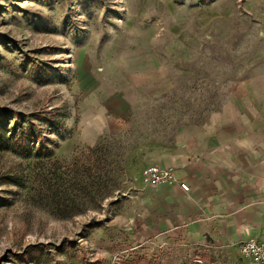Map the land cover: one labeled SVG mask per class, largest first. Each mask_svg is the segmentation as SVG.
<instances>
[{
    "label": "rangeland",
    "instance_id": "1",
    "mask_svg": "<svg viewBox=\"0 0 264 264\" xmlns=\"http://www.w3.org/2000/svg\"><path fill=\"white\" fill-rule=\"evenodd\" d=\"M249 101L264 0H0V264H255L244 238L114 223L144 168Z\"/></svg>",
    "mask_w": 264,
    "mask_h": 264
},
{
    "label": "crops",
    "instance_id": "2",
    "mask_svg": "<svg viewBox=\"0 0 264 264\" xmlns=\"http://www.w3.org/2000/svg\"><path fill=\"white\" fill-rule=\"evenodd\" d=\"M198 145L186 142L157 165L172 169L175 181L140 189L138 211L114 223L143 239L264 241V107L237 102L213 115Z\"/></svg>",
    "mask_w": 264,
    "mask_h": 264
},
{
    "label": "built area",
    "instance_id": "3",
    "mask_svg": "<svg viewBox=\"0 0 264 264\" xmlns=\"http://www.w3.org/2000/svg\"><path fill=\"white\" fill-rule=\"evenodd\" d=\"M175 173L172 169H163L157 165H151L144 168L141 172V180L145 186L158 187L162 184L175 181ZM180 188L188 192L189 186L186 183L179 182ZM238 250L243 257H247L255 264L264 263V241L256 239H246L238 244Z\"/></svg>",
    "mask_w": 264,
    "mask_h": 264
}]
</instances>
